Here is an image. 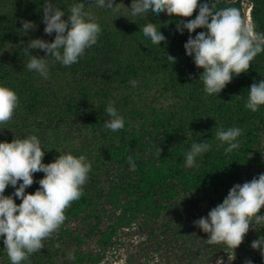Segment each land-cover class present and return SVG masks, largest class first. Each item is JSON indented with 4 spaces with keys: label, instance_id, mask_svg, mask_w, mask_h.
Listing matches in <instances>:
<instances>
[{
    "label": "trees",
    "instance_id": "1",
    "mask_svg": "<svg viewBox=\"0 0 264 264\" xmlns=\"http://www.w3.org/2000/svg\"><path fill=\"white\" fill-rule=\"evenodd\" d=\"M52 2L65 12L74 3H84L97 17L101 34L71 66L46 57L49 78L44 79L27 70L30 57L19 44L29 37L54 39L55 33H44V0H0V85L19 97L12 119L0 125V142L36 135L44 163L53 162L59 153H71L84 155L92 167L83 195L66 209L64 223L22 264H100L108 252L125 244L120 236L127 233L138 235L127 261L145 257L149 264H264L260 251L251 247L253 240L264 239V227L255 230L250 225L233 251L209 245L207 234L193 224L222 203L246 175L264 173V105L256 112L245 108L251 84L264 79V52L247 72L233 75L218 95H208L199 79L203 69L184 48L189 35L206 29L191 34L176 30V23L194 19L198 8L192 17H169L165 12L157 17L131 15L132 0H114L119 13L98 7L96 0ZM215 2L217 9L237 8L242 18L245 5L251 4L247 21L264 33V0ZM20 18L36 23L37 30L21 36ZM148 22L156 24L166 42L155 45L143 35ZM30 52L45 55L38 49ZM168 55L176 58L174 64ZM131 80L137 81L136 87ZM110 101L125 121L116 132L104 127ZM229 127L241 128L240 147L225 153L227 144L221 145L215 133ZM206 139L210 151L196 158V166L185 168L184 153L193 142ZM129 156L136 162L134 171ZM43 176L34 173V183L25 191L34 193ZM14 191L9 185L5 195ZM259 214L264 215V207ZM88 241L94 242L93 249L84 248ZM2 264L11 262L5 257Z\"/></svg>",
    "mask_w": 264,
    "mask_h": 264
},
{
    "label": "clouds",
    "instance_id": "2",
    "mask_svg": "<svg viewBox=\"0 0 264 264\" xmlns=\"http://www.w3.org/2000/svg\"><path fill=\"white\" fill-rule=\"evenodd\" d=\"M100 8H107L119 13L120 9L114 0H96ZM41 17L44 33L52 36L51 41L40 37H29L27 42H19L25 55L30 59L26 64L29 71L49 78L46 57H52L63 66L79 62L85 50L95 45L101 34V26L91 11L85 10L84 3H74L67 12L55 6L52 0H44ZM186 22L179 20L176 30L191 34L196 29H206L189 35L184 44L185 52L192 57L195 66L203 71L199 79L203 82L204 92L208 95L219 94L233 79L248 71L251 61L264 52V33L255 31L246 18H242L235 7L217 9L215 0H132L131 15L139 16L154 13L157 17L165 12L169 17H192ZM66 17V18H65ZM119 17V16H117ZM22 27L20 35L27 36L29 31H36L38 25L20 18ZM167 27V25H165ZM142 33L155 45H160L167 38L157 29L156 24L146 23ZM42 50L45 55L38 57L30 50ZM174 64L176 58L168 55ZM189 78L192 75L189 73ZM132 87L137 81H129ZM19 105L17 93L6 85H0V125H6L12 119ZM264 105V79L254 82L248 89L245 108L256 112ZM109 117L104 127L113 132L125 127L124 118L109 102L105 108ZM4 129V128H0ZM242 130L239 127L218 128L215 138L221 145L227 144L225 153H231L240 147L238 137ZM206 140L193 142L190 150L184 153V167L196 166V158L210 151L212 145ZM51 150V149H49ZM162 149L157 148L160 157ZM44 149L36 135L15 138L0 142V237L11 264H22L30 255L44 248L43 241L50 238L66 220V209L83 195L91 163L84 155L59 153L53 162L44 163ZM130 170L136 169V162L129 156ZM43 172L39 179V188L34 192L25 190L34 183V173ZM11 185L12 195H5V189ZM15 198L21 202L17 204ZM264 207V173L253 177L243 184H234L222 203L217 204L207 213L193 221V224L207 234L209 245H224L233 251L243 242L250 230L264 227V215L259 214ZM251 247L260 251L264 257V239L251 242ZM75 259V256H71ZM217 264H222L218 261ZM245 264H252L246 260Z\"/></svg>",
    "mask_w": 264,
    "mask_h": 264
},
{
    "label": "rangeland",
    "instance_id": "3",
    "mask_svg": "<svg viewBox=\"0 0 264 264\" xmlns=\"http://www.w3.org/2000/svg\"><path fill=\"white\" fill-rule=\"evenodd\" d=\"M262 171H258L255 174H248L246 175L243 179L241 184H243L246 181H250L253 177L258 176L259 174H261ZM137 234L133 233H127V234H122L121 237V241H124V245H119L118 247H115L114 250H111L110 252H108L106 254V256L104 257L103 261H101L100 264H149L145 257H140L139 259H137L136 261H127V259L129 258V254L132 253L134 251V249L132 248L131 244H134L135 242V238L138 239ZM3 238L0 237V264H2L3 262V258L7 257L6 254V250L3 247ZM95 247L94 242L93 241H88L85 245L84 248L86 249H93Z\"/></svg>",
    "mask_w": 264,
    "mask_h": 264
},
{
    "label": "water",
    "instance_id": "4",
    "mask_svg": "<svg viewBox=\"0 0 264 264\" xmlns=\"http://www.w3.org/2000/svg\"><path fill=\"white\" fill-rule=\"evenodd\" d=\"M250 7H251V4L245 5L244 13H243V18H246L247 19V12L250 9Z\"/></svg>",
    "mask_w": 264,
    "mask_h": 264
},
{
    "label": "bare ground",
    "instance_id": "5",
    "mask_svg": "<svg viewBox=\"0 0 264 264\" xmlns=\"http://www.w3.org/2000/svg\"><path fill=\"white\" fill-rule=\"evenodd\" d=\"M249 12H250V9H249L248 12H247V16H248V14H250Z\"/></svg>",
    "mask_w": 264,
    "mask_h": 264
}]
</instances>
